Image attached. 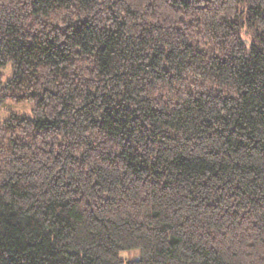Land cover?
Listing matches in <instances>:
<instances>
[{
  "label": "trees",
  "instance_id": "1",
  "mask_svg": "<svg viewBox=\"0 0 264 264\" xmlns=\"http://www.w3.org/2000/svg\"><path fill=\"white\" fill-rule=\"evenodd\" d=\"M7 65L0 264H264V0H0Z\"/></svg>",
  "mask_w": 264,
  "mask_h": 264
},
{
  "label": "rangeland",
  "instance_id": "2",
  "mask_svg": "<svg viewBox=\"0 0 264 264\" xmlns=\"http://www.w3.org/2000/svg\"><path fill=\"white\" fill-rule=\"evenodd\" d=\"M12 75L11 65H7L4 68H0V77L2 83H5ZM33 103L22 102L17 103L12 100H6L0 106V124L9 118L10 114L15 113L19 115L32 116ZM123 259H137V252H124L120 254Z\"/></svg>",
  "mask_w": 264,
  "mask_h": 264
}]
</instances>
